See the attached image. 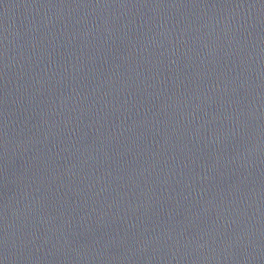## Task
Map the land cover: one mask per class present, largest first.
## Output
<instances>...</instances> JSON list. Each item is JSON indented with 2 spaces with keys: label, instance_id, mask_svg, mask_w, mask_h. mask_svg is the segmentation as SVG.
I'll use <instances>...</instances> for the list:
<instances>
[{
  "label": "water",
  "instance_id": "water-1",
  "mask_svg": "<svg viewBox=\"0 0 264 264\" xmlns=\"http://www.w3.org/2000/svg\"><path fill=\"white\" fill-rule=\"evenodd\" d=\"M0 264H264V0H0Z\"/></svg>",
  "mask_w": 264,
  "mask_h": 264
}]
</instances>
